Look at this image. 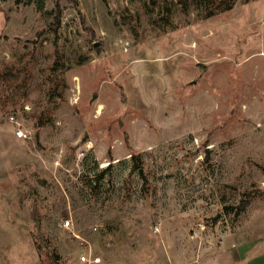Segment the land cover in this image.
<instances>
[{
    "label": "rangeland",
    "instance_id": "rangeland-1",
    "mask_svg": "<svg viewBox=\"0 0 264 264\" xmlns=\"http://www.w3.org/2000/svg\"><path fill=\"white\" fill-rule=\"evenodd\" d=\"M43 1L0 0V264H264V0Z\"/></svg>",
    "mask_w": 264,
    "mask_h": 264
},
{
    "label": "built area",
    "instance_id": "built-area-1",
    "mask_svg": "<svg viewBox=\"0 0 264 264\" xmlns=\"http://www.w3.org/2000/svg\"><path fill=\"white\" fill-rule=\"evenodd\" d=\"M11 121L15 125V129H14L15 136L19 139H22V140L27 139L28 134H27L26 130L22 127V124H20L18 121H16L14 116L11 117ZM63 226L65 228H68V230H70L73 233L74 237H76V239L79 241V243L81 245H83L86 242V238H84L79 232H76L74 229H71L74 226V222L72 221V219H69V218L65 219L63 222ZM80 262L84 263V264H86V263L90 264V263H98L99 260L96 257L92 258L88 252H85V253L81 254Z\"/></svg>",
    "mask_w": 264,
    "mask_h": 264
},
{
    "label": "trees",
    "instance_id": "trees-1",
    "mask_svg": "<svg viewBox=\"0 0 264 264\" xmlns=\"http://www.w3.org/2000/svg\"><path fill=\"white\" fill-rule=\"evenodd\" d=\"M27 1L28 3L35 2L39 10H43L45 7L43 0H27ZM250 201H251V195H247L237 207H231V210L236 211L237 214H241L247 209V207L250 204Z\"/></svg>",
    "mask_w": 264,
    "mask_h": 264
}]
</instances>
